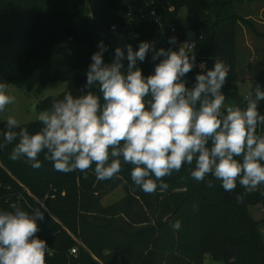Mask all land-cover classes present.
<instances>
[{
    "label": "trees",
    "instance_id": "1",
    "mask_svg": "<svg viewBox=\"0 0 264 264\" xmlns=\"http://www.w3.org/2000/svg\"><path fill=\"white\" fill-rule=\"evenodd\" d=\"M239 3L243 0H0V83L7 89L14 84L42 90L50 80L65 81L66 92L79 95L101 41L107 48L103 61L112 63L117 48L112 26L121 25L133 32L128 41L134 51L141 42L152 46L145 60L137 61L144 76L153 74L159 63L152 60V49L178 51L169 38L180 42L192 33L195 49L190 54L196 64L209 62L210 69L215 60L223 61L229 68L222 88L225 104L246 108V98L235 84L238 24L247 22ZM152 8L160 10L163 27L147 21L126 23L120 14ZM182 9L186 25L179 20ZM124 53L126 57L127 50ZM122 63L124 72L127 59ZM198 73L186 74L187 87L195 84ZM90 90L102 96L97 87ZM63 94L42 99L41 108L50 109ZM257 109L264 114V100L257 102ZM20 126L34 134L42 125L38 121ZM4 131L6 122L0 119V144ZM257 134L264 135V125ZM17 142L0 148V211H11L16 204L30 214L35 208L44 213L43 220H37L36 237L51 250L46 264H264V238L254 231L258 224L247 210L264 209V185L247 191L237 182L233 191H225L211 175L195 181L190 176L193 166L184 165L164 178L166 191L158 188L146 194L131 180V165L122 164L112 179L98 180L94 165L86 174L57 172L41 153L42 166L34 169L24 158H9ZM207 181L214 186L209 188ZM121 185L126 197L104 205L103 196ZM238 195H243L242 202ZM177 220L181 227L174 230ZM231 245L241 248L238 259L229 255ZM74 247H79L75 254Z\"/></svg>",
    "mask_w": 264,
    "mask_h": 264
},
{
    "label": "clouds",
    "instance_id": "2",
    "mask_svg": "<svg viewBox=\"0 0 264 264\" xmlns=\"http://www.w3.org/2000/svg\"><path fill=\"white\" fill-rule=\"evenodd\" d=\"M169 43L176 45L177 38L170 37ZM193 44L185 41L178 51L152 49V60L159 63L153 74L144 76L137 61L145 60L152 48L149 42H141L137 51L127 45L126 57L117 47L112 63L105 64L107 48L101 41L79 95L65 92L50 109L40 111L42 126L34 134L9 116L0 148L18 141L9 158H24L34 169L42 166L41 153L57 172L86 174L94 165L98 180L112 179L122 164L131 165V180L146 194L166 191L164 178L184 165L193 166L190 176L197 182L211 175L225 191H233L237 182L255 190L264 185V135L257 134L264 125V114L257 109L264 90L259 84L251 87L246 108L226 106L222 88L229 68L220 60L206 72L201 63L195 84L187 87L184 78L196 65L190 54ZM124 59L127 70L122 72ZM93 86L102 96L90 90ZM6 89L7 84L0 83V111L16 99ZM207 186L214 185L207 181ZM236 199L242 202L244 197ZM11 209L0 211V264H46L51 250L36 237L37 220H43L44 213L35 208L30 214L16 204ZM172 227L179 230L181 222Z\"/></svg>",
    "mask_w": 264,
    "mask_h": 264
},
{
    "label": "rangeland",
    "instance_id": "3",
    "mask_svg": "<svg viewBox=\"0 0 264 264\" xmlns=\"http://www.w3.org/2000/svg\"><path fill=\"white\" fill-rule=\"evenodd\" d=\"M237 8L247 19V22L238 24L235 44L238 60L235 72V84L239 88L240 95L244 97L245 94L249 93L251 87L253 88L259 83L263 88L264 84V2L262 0L243 1V3L237 5ZM120 14L126 23L131 21L126 17L127 13L120 12ZM179 20L182 24H187V13L185 9L180 11ZM133 21L137 23L136 19ZM111 34L115 38V46L127 50V45H129L128 39L133 32H129L126 27L119 25L117 30L111 31ZM190 37H192V33H189L188 39ZM249 42L254 44L255 52L250 49ZM68 88L69 84L67 82L53 80L48 81L46 87L42 90L38 88L29 90L25 87L12 84L8 87L6 94L15 96V102L7 105L3 111H0V119L6 122L9 116H15L20 121V125L36 123L38 122L37 116L39 112L43 111L40 106V101L48 96L63 94ZM33 106H35V109ZM259 187L255 190L259 189ZM125 197L126 191L124 187L122 185L117 186L103 196L102 203L109 205L119 202ZM247 210L253 220L258 224L255 226L254 231L264 238V209L261 206H252L248 207ZM74 248L77 251L79 250V247ZM210 263V261H206L205 264Z\"/></svg>",
    "mask_w": 264,
    "mask_h": 264
},
{
    "label": "built area",
    "instance_id": "4",
    "mask_svg": "<svg viewBox=\"0 0 264 264\" xmlns=\"http://www.w3.org/2000/svg\"><path fill=\"white\" fill-rule=\"evenodd\" d=\"M243 1H249V0H243ZM126 17L129 18L130 20H134V19H136L137 22H139V23H140V22L147 21V22L155 23V24L159 25L160 27H163L162 14H161L160 10H159V9H156V8H152V9H150V10L147 11V12H142V13H138V14H133V12L131 11V12H128V13L126 14ZM112 30H117V26H116V25H113V26H112ZM172 31L174 32V31H175V28H172ZM185 41H188V42H190V43H194L191 52L194 51V49H195L194 35L192 34V37H190V39H186V40H184V41L177 42L176 45L179 46L181 43H183V42H185ZM201 63H204V64L206 65V67H207L208 62H206V61H202V62L197 63V64L194 66L193 70H198V71L201 72V69H200V67H199V65H200ZM204 71L206 72V68L204 69ZM258 84H259V83H258ZM256 85H257V84H256ZM256 85H255V86H256ZM254 88H255V87H253V90H254ZM261 88H262V87H261ZM247 94H248V93H247ZM247 94H245L244 98H246V97L248 96ZM225 105L228 106V104H225ZM71 252H72L73 254H75V253H77V249H76V248H72Z\"/></svg>",
    "mask_w": 264,
    "mask_h": 264
},
{
    "label": "water",
    "instance_id": "5",
    "mask_svg": "<svg viewBox=\"0 0 264 264\" xmlns=\"http://www.w3.org/2000/svg\"><path fill=\"white\" fill-rule=\"evenodd\" d=\"M71 43H73V41H71ZM209 66H210V63L208 62L207 67H206V71H207V69H209ZM240 251H241V248L239 246L231 245L229 247V255L233 259H238L240 257Z\"/></svg>",
    "mask_w": 264,
    "mask_h": 264
},
{
    "label": "crops",
    "instance_id": "6",
    "mask_svg": "<svg viewBox=\"0 0 264 264\" xmlns=\"http://www.w3.org/2000/svg\"><path fill=\"white\" fill-rule=\"evenodd\" d=\"M249 46H250V49H252V50H253V52H255V51H256V49H254V44H253L252 42H249Z\"/></svg>",
    "mask_w": 264,
    "mask_h": 264
}]
</instances>
